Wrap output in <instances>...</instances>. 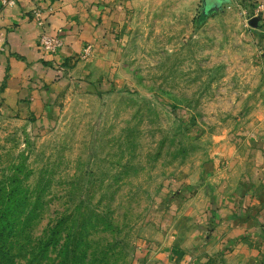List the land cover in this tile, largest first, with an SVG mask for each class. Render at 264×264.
<instances>
[{
    "label": "rangeland",
    "instance_id": "1",
    "mask_svg": "<svg viewBox=\"0 0 264 264\" xmlns=\"http://www.w3.org/2000/svg\"><path fill=\"white\" fill-rule=\"evenodd\" d=\"M201 1L139 2L55 62L42 117L0 100V186L22 170L39 242L0 264H264V47L240 0Z\"/></svg>",
    "mask_w": 264,
    "mask_h": 264
},
{
    "label": "crops",
    "instance_id": "2",
    "mask_svg": "<svg viewBox=\"0 0 264 264\" xmlns=\"http://www.w3.org/2000/svg\"><path fill=\"white\" fill-rule=\"evenodd\" d=\"M3 1L0 0V100L10 112L21 117L29 114L38 118L52 108L57 94V75L61 70L54 65L55 62H64L65 65L87 43L100 41L104 29L109 31L128 21L131 10L146 0H14L13 4H4ZM207 1H201L204 12L216 11L218 8L210 6L221 0H211L209 5ZM260 1L240 0L241 3L235 5L240 14L246 16L249 25L247 39L259 50L264 47V13L257 12ZM253 17L258 19L257 27L250 25ZM38 18L45 22L48 34L59 32L64 41L63 47L55 54L43 51L38 45L41 31ZM263 53H260L261 60H264ZM77 67H72L70 72L74 73ZM222 189L226 195L234 192L232 186L225 185ZM223 210L228 211L227 208ZM223 226L224 234L242 232L230 229L226 223Z\"/></svg>",
    "mask_w": 264,
    "mask_h": 264
},
{
    "label": "trees",
    "instance_id": "3",
    "mask_svg": "<svg viewBox=\"0 0 264 264\" xmlns=\"http://www.w3.org/2000/svg\"><path fill=\"white\" fill-rule=\"evenodd\" d=\"M206 17L203 14L201 20ZM200 20V21H201ZM22 170H17L8 182L0 186V263L33 259L36 244L30 240L31 213L35 212V201L30 189L24 185ZM45 246L40 249L44 251Z\"/></svg>",
    "mask_w": 264,
    "mask_h": 264
},
{
    "label": "built area",
    "instance_id": "4",
    "mask_svg": "<svg viewBox=\"0 0 264 264\" xmlns=\"http://www.w3.org/2000/svg\"><path fill=\"white\" fill-rule=\"evenodd\" d=\"M232 1L234 0H227V3L231 4ZM3 3L13 4L14 0H4ZM257 12L260 14L264 13V0L260 1L259 6L257 7ZM38 24L41 28L40 34L38 36V45L44 51L51 53V54H55L64 45L63 39L60 37L59 32L56 35H50L46 33L45 24L41 18H38Z\"/></svg>",
    "mask_w": 264,
    "mask_h": 264
},
{
    "label": "water",
    "instance_id": "5",
    "mask_svg": "<svg viewBox=\"0 0 264 264\" xmlns=\"http://www.w3.org/2000/svg\"><path fill=\"white\" fill-rule=\"evenodd\" d=\"M224 2H226V1L225 0L217 1L211 7L213 9L220 8L221 4H223ZM205 13H207V12H205ZM250 25L252 27H257V25H258V19H257V17L251 18Z\"/></svg>",
    "mask_w": 264,
    "mask_h": 264
}]
</instances>
